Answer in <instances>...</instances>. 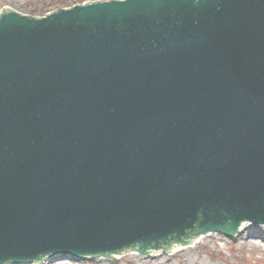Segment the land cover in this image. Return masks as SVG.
<instances>
[{
    "label": "water",
    "instance_id": "water-1",
    "mask_svg": "<svg viewBox=\"0 0 264 264\" xmlns=\"http://www.w3.org/2000/svg\"><path fill=\"white\" fill-rule=\"evenodd\" d=\"M1 15L0 264L264 224V0Z\"/></svg>",
    "mask_w": 264,
    "mask_h": 264
},
{
    "label": "rangeland",
    "instance_id": "rangeland-1",
    "mask_svg": "<svg viewBox=\"0 0 264 264\" xmlns=\"http://www.w3.org/2000/svg\"><path fill=\"white\" fill-rule=\"evenodd\" d=\"M90 1L94 0H0V13L3 14L9 10H15L16 12L31 17H43L50 13L60 11L61 9H69L78 4ZM249 222L251 224L246 227V230L240 233L238 232L239 234L236 233L238 234L237 236L236 234L232 237L213 234L207 236V238L201 240L199 245H194L195 247L192 253L186 251L181 255H172L171 251H167L170 254L162 251L159 253V256L163 259L161 264H185L186 260L192 258H195L196 261H200L201 263L264 264V224ZM248 235H250V237ZM251 239L255 240L257 244H249L248 241H251ZM183 245L184 244H180L179 246L182 247ZM156 251L160 252L161 250L157 249L155 252ZM120 255L121 259L118 261L115 258L109 259L108 256L76 258L72 253H69L66 257H63L64 260L59 261H64V264H70L72 261H77L80 264H98L99 259L106 258L115 264H121L120 261H123L126 255V258H124L126 261H128L130 257L134 258L132 264L154 263L150 260L151 256L138 252L137 250L121 253ZM47 258L44 259V262L40 261L22 264H44L47 262ZM8 264L16 263L11 261L8 262Z\"/></svg>",
    "mask_w": 264,
    "mask_h": 264
},
{
    "label": "bare ground",
    "instance_id": "bare-ground-1",
    "mask_svg": "<svg viewBox=\"0 0 264 264\" xmlns=\"http://www.w3.org/2000/svg\"><path fill=\"white\" fill-rule=\"evenodd\" d=\"M251 223L249 222V221H244L241 225H240V227H239V233L240 232H242V231H245L246 230V227L248 226V225H250ZM238 233V234H239ZM238 234H236V236L238 235ZM209 235H212V234H205V233H197V234H195V235H193V236H191L190 238H194L195 237V239H193V241L191 242V244L189 243L188 245L187 244H185V245H187V246H185V245H183L182 247H180L178 244H176V245H173L172 247V249H170L169 250V252L171 251V253H172V255H176V254H184L186 251L187 252H189V253H192V250H193V248L195 247V246H197V245H199V243L201 242V240H203V239H205V238H207V236H209ZM235 236V237H236ZM249 237H250V235H248ZM249 242V244H253V243H256L257 244V242L255 241V240H253V239H251V241H248ZM195 245V246H194ZM163 250H161L160 252L159 251H152V253H151V257H150V260L152 261V262H154V263H152V264H161V261L163 260V259H161V257L159 256L160 254L159 253H161ZM138 252H141V251H138ZM169 252H167L166 251V253H169ZM170 254V253H169ZM120 254H116V259L119 261L121 258H120V256H119ZM66 257V255H61V254H55V255H50V256H48V258L46 259L47 260V262L46 263H44V264H64V261H59V260H64V258L63 257ZM140 256V255H139ZM109 257V259H111V258H113L114 259V257H112V256H108ZM123 258V257H122ZM124 258H126V255L124 256ZM123 258V261H120V263L121 264H132V261H134V258L133 257H130L129 259H128V261H126L125 259ZM109 259H106V258H101V259H99V261H98V264H115L114 262H112L111 260H109ZM56 261H58V262H56ZM43 262H44V260H43ZM164 262V261H163ZM5 264H8V263H5ZM70 264H80L79 262H77V261H72V263H70ZM119 264V263H118ZM185 264H218V263H201L200 261H196L195 260V258H192V259H190V260H186L185 261Z\"/></svg>",
    "mask_w": 264,
    "mask_h": 264
}]
</instances>
